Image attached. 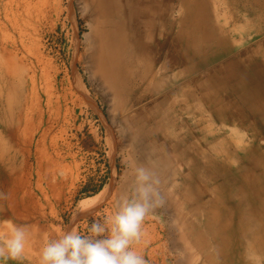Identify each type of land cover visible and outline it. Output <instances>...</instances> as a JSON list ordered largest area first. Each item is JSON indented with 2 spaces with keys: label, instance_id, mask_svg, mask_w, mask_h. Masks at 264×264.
<instances>
[{
  "label": "rangeland",
  "instance_id": "obj_1",
  "mask_svg": "<svg viewBox=\"0 0 264 264\" xmlns=\"http://www.w3.org/2000/svg\"><path fill=\"white\" fill-rule=\"evenodd\" d=\"M261 152L264 0H0V220L29 226L0 264L88 234L140 166L147 264H264Z\"/></svg>",
  "mask_w": 264,
  "mask_h": 264
},
{
  "label": "clouds",
  "instance_id": "obj_2",
  "mask_svg": "<svg viewBox=\"0 0 264 264\" xmlns=\"http://www.w3.org/2000/svg\"><path fill=\"white\" fill-rule=\"evenodd\" d=\"M159 184L155 173L137 167L130 198L122 199L112 216L92 222L86 235L72 229L48 240L38 264H147L133 245L142 241L146 217L164 203ZM0 199H7V194L0 192ZM5 226H10V234L0 237V262L18 261L25 252L29 226L0 220V229Z\"/></svg>",
  "mask_w": 264,
  "mask_h": 264
},
{
  "label": "bare ground",
  "instance_id": "obj_3",
  "mask_svg": "<svg viewBox=\"0 0 264 264\" xmlns=\"http://www.w3.org/2000/svg\"><path fill=\"white\" fill-rule=\"evenodd\" d=\"M238 90V89H237ZM249 92V91H248ZM263 93V91L261 92V94ZM242 97V96H241ZM255 102V101H254ZM253 104H255V103H253ZM261 107V106H260ZM253 108V107H252ZM261 109H263V108H261ZM260 110V109H259ZM258 160V163H257V165H260V164H264V152H261L260 154H259V158L257 159ZM256 165V166H257ZM252 170L253 171H257L255 168H252ZM263 188H264V186H263ZM96 197H99V195H97ZM96 197H92V198H89V199H87V200H85L84 201V206L83 207H87L88 205H90V204H93L94 202H96L98 199L96 198ZM100 198V197H99ZM82 204V205H83Z\"/></svg>",
  "mask_w": 264,
  "mask_h": 264
},
{
  "label": "crops",
  "instance_id": "obj_4",
  "mask_svg": "<svg viewBox=\"0 0 264 264\" xmlns=\"http://www.w3.org/2000/svg\"><path fill=\"white\" fill-rule=\"evenodd\" d=\"M216 63H219V61L216 60V61H215V65H216ZM214 72H219V71H214ZM216 77H217V76H216Z\"/></svg>",
  "mask_w": 264,
  "mask_h": 264
}]
</instances>
